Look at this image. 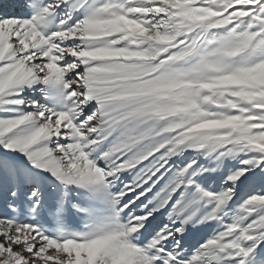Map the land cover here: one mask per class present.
<instances>
[{
  "label": "snow or ice",
  "instance_id": "obj_1",
  "mask_svg": "<svg viewBox=\"0 0 264 264\" xmlns=\"http://www.w3.org/2000/svg\"><path fill=\"white\" fill-rule=\"evenodd\" d=\"M0 264H264V0H0Z\"/></svg>",
  "mask_w": 264,
  "mask_h": 264
}]
</instances>
